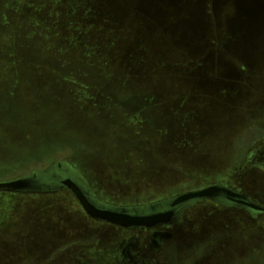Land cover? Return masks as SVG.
<instances>
[{
    "label": "rangeland",
    "instance_id": "obj_1",
    "mask_svg": "<svg viewBox=\"0 0 264 264\" xmlns=\"http://www.w3.org/2000/svg\"><path fill=\"white\" fill-rule=\"evenodd\" d=\"M58 163L112 206L218 183L264 206V15L240 0H0V182ZM77 202L0 192V264H127L124 240L145 264H264V213L204 202L153 253Z\"/></svg>",
    "mask_w": 264,
    "mask_h": 264
},
{
    "label": "water",
    "instance_id": "obj_2",
    "mask_svg": "<svg viewBox=\"0 0 264 264\" xmlns=\"http://www.w3.org/2000/svg\"><path fill=\"white\" fill-rule=\"evenodd\" d=\"M251 4L246 8V0H240L241 11L250 20L255 19L257 16L264 15V0H249ZM257 2V7L253 4ZM252 23V22H251ZM253 24V23H252ZM60 163L53 164L49 170L40 171L30 176L19 178L12 181L0 182V192L10 193H40L52 194L47 189L38 188L35 183L42 178L48 177L53 169L58 168ZM70 166V165H69ZM72 167V166H70ZM77 178L84 186L89 187L79 173H76ZM72 179H67L63 182L64 188L68 190L77 199L84 212L94 221L99 223L109 224L124 230H135L140 228L155 229L160 226L171 224L174 220L175 213L173 211L167 213H154L143 215L140 213L138 207H117L104 204L96 196L94 199ZM91 189V188H90ZM223 193L233 197V201L238 204V208L252 209L264 213V206L255 204L248 196L240 193L229 191L221 184L209 186L200 190L189 191L179 194L174 197L173 206L188 203L194 200H215L216 197ZM95 195V194H94Z\"/></svg>",
    "mask_w": 264,
    "mask_h": 264
},
{
    "label": "flooded vegetation",
    "instance_id": "obj_3",
    "mask_svg": "<svg viewBox=\"0 0 264 264\" xmlns=\"http://www.w3.org/2000/svg\"><path fill=\"white\" fill-rule=\"evenodd\" d=\"M53 165V164H52ZM48 167L45 171L49 170L51 167ZM51 174L46 177L39 179L35 185L38 186V188H43L47 189L49 192H61V191H68L64 188L63 182L66 181L67 179H72L75 182L79 183L80 181L75 178V174L77 173V170L75 167H70V166H63L62 164H59L58 168L53 169ZM226 187L229 191H232L234 193H240L243 194L242 192L236 191V189L231 188L230 186L223 184V183H218ZM79 185L88 193L92 199L95 198V195L93 191L89 188L84 186L83 184L79 183ZM217 185V184H215ZM213 186V185H211ZM209 187V186H208ZM206 188V187H205ZM203 189V188H201ZM200 190V189H199ZM189 192V191H188ZM52 193V194H55ZM186 193V192H185ZM23 194V193H22ZM179 195V194H178ZM245 195V194H243ZM246 196V195H245ZM175 197V196H174ZM169 198L167 200H162L160 202L154 203V204H149L148 206H143V207H138L137 209L140 210V213L143 215H148V214H154V213H167L173 211L175 213L174 215V220L171 224L164 225L157 227L155 229H147V228H140V229H135V230H124L126 232H131V231H138L141 234L146 235L147 237V245L145 246V251L146 252H155L156 249H159L162 247L164 242L172 238V234L169 232V230L175 226H178L180 224H184L185 217L187 216L188 212L195 208V206H198L199 204H202L204 202H212L214 204H217L220 207L224 208H238V204L233 201V197L228 195L227 193H223L220 196L216 197L215 200H194L173 206V199ZM250 198V197H249ZM251 200V198H250ZM103 202V201H102ZM106 204L105 202H103ZM109 205V204H108ZM130 208V207H129ZM245 209V208H243ZM249 209V208H248ZM252 210V209H249ZM255 213H263L259 212L256 210H252ZM254 214V213H253ZM135 247L132 243H129L128 240H124L118 250L122 249V252H120L123 256V260L127 262V264H145V261L141 258L142 254L140 251L136 252L133 251Z\"/></svg>",
    "mask_w": 264,
    "mask_h": 264
},
{
    "label": "trees",
    "instance_id": "obj_4",
    "mask_svg": "<svg viewBox=\"0 0 264 264\" xmlns=\"http://www.w3.org/2000/svg\"><path fill=\"white\" fill-rule=\"evenodd\" d=\"M11 55H13V58H14V56H15V53H14V54H11ZM9 57H10V59H12V58H11L12 56H9ZM33 174H34V173H33Z\"/></svg>",
    "mask_w": 264,
    "mask_h": 264
}]
</instances>
